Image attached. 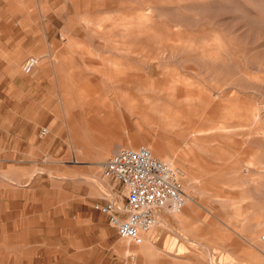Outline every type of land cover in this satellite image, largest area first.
Segmentation results:
<instances>
[{"label":"rangeland","instance_id":"obj_1","mask_svg":"<svg viewBox=\"0 0 264 264\" xmlns=\"http://www.w3.org/2000/svg\"><path fill=\"white\" fill-rule=\"evenodd\" d=\"M148 5L159 7L153 22L161 35L170 34L169 45L184 47L190 44L189 39L198 42L206 37L212 41L216 36L224 66L180 51L179 56L156 66L154 72L146 69L144 55L157 57L162 50L155 45L145 47L134 39L146 37L151 31L143 35L139 30L147 28L133 26L131 35L120 33L122 24L137 18L135 8ZM131 14L133 20L129 18ZM120 18L127 22L122 23ZM85 19L101 23L102 30L88 26ZM177 25L179 35L174 31ZM263 44L264 0H0V194L14 201L9 217L0 219V264H133L131 256L117 251L123 239L108 217L94 208L111 200L123 205L125 190L105 177L103 168L101 177L105 181L97 187L83 175L72 173L92 171L98 159L108 161L113 156L112 152L103 156V151L111 149L114 126L127 125L131 134L148 135L151 131L136 128L140 122L136 107L151 109V104H129L122 99L120 90L139 100L149 97L172 102L186 97V92L179 90L183 88L175 90L172 85L178 74L191 76L199 83L192 88L199 95L194 105L196 117L193 115L196 127L226 123L233 129L240 125L245 128L222 137H207L217 144L201 147L207 153L197 149L200 165L186 163L179 167L180 171L202 177L215 195L223 190L219 195L224 198H246L241 203L242 211L250 210V215L235 227L234 209L222 207L212 196L197 197L198 204L191 205L196 208L190 211L194 217L189 220L191 224L181 229L166 215L170 228L160 227L152 235V242L166 254L142 257L138 263L226 264L241 258L238 251L244 248V240L240 234L264 222V176L248 164L253 159L264 161V139L254 131L264 128V120L255 123L253 117L255 108L264 103ZM122 48L131 54L123 55L119 51ZM132 56L139 61L134 62ZM30 57L40 58L34 75L22 70ZM183 59L189 60L185 63ZM234 69L245 70L253 80L233 75L235 84H226L227 72ZM87 88L93 92L86 93ZM134 88L163 89L165 93ZM223 94L230 99L222 98ZM100 108L106 113L104 118L96 114ZM44 128L49 130L47 136L41 135ZM152 130L163 133L158 128ZM76 158L85 163L74 164ZM238 165L241 172L236 174ZM202 168L212 172L207 174ZM247 180L249 184L244 183ZM210 229L212 232H208Z\"/></svg>","mask_w":264,"mask_h":264},{"label":"bare ground","instance_id":"obj_2","mask_svg":"<svg viewBox=\"0 0 264 264\" xmlns=\"http://www.w3.org/2000/svg\"><path fill=\"white\" fill-rule=\"evenodd\" d=\"M102 3H104V1ZM239 7H240V9H243V10L245 9L243 6L242 7L239 6ZM135 10L138 12V14L135 15L137 18L135 20H133L134 14H131L129 16L130 20H133L131 22H127V20H125V18H124L123 21H125L127 23H124V24L121 25V27H123V28H122V31H121L122 33H120V34L123 35V36L131 35L132 34L131 32H133L132 29H131V27H133V26L147 28V29L139 30L141 32L140 34H143V35L145 33H142V32H147L148 30L151 31L152 34H149L148 33V34H146V37H142L141 36L142 38L134 39V42L135 43H139L140 45H144L145 47H149L150 48L151 46L155 45L156 48H157V50H162V53L163 54L160 55V56H157V57H155V56L154 57H151V55H149V56L144 55L143 64L146 67V69H150V72H152L156 68V66L160 67L167 60L174 59L175 57L179 56V52L180 51L182 52L181 54L186 53V52H189V53L191 52L192 54L195 55L194 56V59H202V58L203 59H209L212 64H218L219 63L222 66H224L225 61L222 60L219 57V53H218V50H219L221 44L219 43L220 41H219V39L216 36L214 37V39L212 41H210L206 37H202L198 42H195V41L189 39L190 44L188 43L189 45L184 46V47H182L180 45H176L177 43L176 44L174 43L175 45L172 46V45H169L168 44L169 41L167 42V40H168L167 39V36L169 38V35L170 34L168 35V33H167V36L166 37L164 35H161V32L162 31L160 32L159 28L153 22V18L160 13L159 7L153 6V5H148L146 7H138V8H135ZM215 10H216V8H215ZM127 16H126V19H129ZM123 17H124V15H123ZM122 18H120L121 21H122ZM113 20H114V18H113ZM85 21H86V23H87L88 26H93L95 29L100 28V30H102V24L101 23H97L96 19H95L96 23H94L93 21L88 20V19H85ZM123 21H122V23H123ZM113 24H114V22H113ZM175 27H176V29H174V31H177V35H179L178 34L179 33V29H180L179 28V25H177ZM148 28H150V29H148ZM174 31H172V33H174ZM168 32H169V30H168ZM128 42H130V41L128 40ZM127 46H129V45H127ZM99 48H101V47L99 46ZM89 50L91 51L92 49L90 48ZM81 51H82V49H81ZM119 51L121 53H123V55L131 54L130 52L127 51L126 48H122ZM94 52H93V54H95ZM168 53H169V55H168ZM36 58L40 61V58L39 57H36ZM134 58L136 59V57H134ZM130 59H132L134 61L133 56ZM187 60H189V59H183L184 62L187 61ZM138 61L135 60L134 62H138ZM156 62H158L157 65H155ZM123 63H125V62H123ZM125 65H127V62L125 63ZM230 65L233 67V65L231 63H230ZM127 67L129 68L131 66H128L127 65ZM127 67H125V69H124L125 73L127 72L126 71L127 70ZM234 67H236V66H234ZM163 69H164V67H163ZM36 71L37 70H34L32 72L33 75L36 73ZM227 73H228V76H226V78H228V79H226L225 82H226V84L231 85V86L235 84V82H233L234 79H232L233 75H234V77H237V78L238 77L239 78L241 77V78L246 79L248 81L253 80L252 77L249 76L248 73L245 70H242V69H237L236 71L234 69V71L231 70V71H229ZM259 79H261V78H259ZM166 81L168 82V80H166ZM169 81H170V79H169ZM153 82H154V80H153ZM170 83H171V81L169 82V84ZM172 83H173L172 85H174V87H175V90H178V87L183 88V89H180L179 88V90L186 92L185 93L186 94V97L181 98V99L172 100V102L171 101H167V100L162 99V98L153 99L152 100L149 97L141 98L139 100L138 98L133 97L131 95V93H127L124 90H120V91H123L122 96H121L122 99L124 101H127V103H129V104H132V102H133V105L135 104V106H136L137 103H135V101H142V103L144 101L145 103H150L151 104V109H146L144 107L142 108V106H137L136 107L138 109L137 114H138V117L140 119V122H137L136 128L139 131H141V132H143L145 130H151L152 131V132L151 131L148 132V135L149 136L148 135H145V134L144 135L143 134H141V135L135 134V132L133 134H131L130 133V130H128V126L126 125V128H127L126 135H127V137L123 141V143L120 145L121 148H124V149H136V148L139 147L140 144H143V146H146V147H148L151 150V152L153 153V155L155 157H157L159 160H161L162 162H164L165 164H167L169 166V168L171 169V171L173 172V174H174V176H175V178L177 180H181L182 179L183 181H185V184H182L179 181L181 183L182 192H183L184 197H185V203H184V206L181 209H177V208H175V207H173L171 205L165 206L162 209V211L158 214L157 224L148 232V236L143 235V241H142L141 244H135V243H133L131 241H127V240H122L121 241V245L122 246L119 247L117 251L121 252L126 257H130L131 256L132 259L134 260L133 264H139L138 261L142 257H144V258H149V257H154V256H157L158 257V256H160V254H166L165 252L161 251L155 245L154 242H152V238H151L152 235H154L157 232V229H159L160 227H168V228H170V222L168 221L167 218H165L166 215H170L172 217V221L175 224L179 225L181 227V229H183L184 227H186L185 225L187 223H190L189 220L190 219H194V217L191 216L190 211L191 212L195 211L196 208L191 207V205L192 204H194V205L198 204V202L196 200L197 197H200L201 198L203 196H212L211 199L214 198V200H215L214 202H216V201L219 202L222 205V207L225 206L226 208L228 207V208L234 209L235 214H233V217L236 219L235 227H238V225L240 224V222L242 223L241 219L247 218L250 215V210L242 211L241 203L243 201H245L246 198H241V197H231V198H227L226 197V198H224L221 195H219V193L223 191L222 189H221L222 191H218L216 193V195H215L212 192L213 188L210 186L211 187V190H210L209 188H207L208 185H205L203 183V180H202L203 178L202 177H195L192 174L188 173L189 171L188 172L187 171H183L182 172V171H180V168H179L180 166H183L186 163H189L191 165L198 164L199 163V160L197 159V157L195 155L196 152H197V149H200L202 152L207 153L208 150L205 149V150H207V151H205L203 149L204 150L203 151L201 149V147H203L204 145L210 144V143L212 145H214V146L217 144V141L216 140L210 142V141H208L206 139L207 137H209L211 135L212 136L215 135V136H221L222 137L223 134H225V133L228 134V133L234 132L237 129H239V130L240 129H244L245 130L244 126L240 125L239 127H236L235 129H233L230 126L225 125L226 124L225 123V124H219V125H215V126L196 127V123L194 121L193 115H195V112H196V110H194L195 101H196V99L198 100L199 95L197 96V94L194 93V90H192V88L195 87L199 83L196 82L193 77L187 76V75H183V74L176 75V77L174 78V80L172 81ZM258 86H259V83H258ZM171 87H170V89H171ZM166 88H167V85H166ZM85 90H86L85 92L87 93L89 91V88H87ZM95 90H96V88L94 89V91ZM134 90H136V91H143V92H148V91L149 92H152V91L154 92L155 91V92H158V93H165V91L163 89L157 90L155 88H148V89H143V90L142 89H139V88H134ZM91 91L88 92V93H91ZM224 92L225 91H223V93ZM66 95H67V93H66ZM81 96H83V94H81ZM215 97L216 98H221L220 94H215ZM259 97H260V95H259ZM222 98L226 99V98H229V97L228 96H225L223 94L222 95ZM64 100L66 101V99H64ZM104 100H105V98H104ZM69 103H71V102H69ZM261 103H260V105L258 103L259 106L257 108H255V110L253 112V117H254V122L255 123H260V122H262L264 120V103H262V104ZM240 104H242V103L240 102ZM200 108H202V107H200ZM205 110L206 109H204V111ZM94 112H96V110ZM74 114H76V113L74 112ZM96 114L100 118H104V116L106 115V113L103 110V108H100L97 111ZM149 114H151L152 117H150ZM230 115H232V114L230 113ZM195 117H196V115H195ZM124 120H125V122L127 121V119H124ZM230 120H228V121H230ZM156 121H158V123L160 121V122H162V124L159 123L157 125V122ZM90 122H91V120H90ZM155 128H158L159 131H163L164 134L163 133L162 134L161 133H159V134L155 133L157 130H155V132H153L152 129H155ZM254 131H255V133L261 135L262 138L264 139V128L262 129L260 127H257ZM254 131H252V132H254ZM179 136L180 137H183L184 140L177 141L174 138V137H179ZM172 137H173V139H172ZM176 147H183V148L182 149H178ZM214 149L216 150V148H214ZM103 153H104L103 156H107V154L110 153L109 152V147H108L107 151L105 150V151H103ZM209 154L211 155V152L210 151H209ZM217 158H218V156H217ZM260 158H262L261 155H260ZM220 159L221 158H219V160ZM223 161H225V159ZM106 162L107 161H102L101 162L98 159L97 162L94 163V169L92 171H89L87 173H79V172L75 171L74 173H72V175H78V174L79 175H83L84 178L87 181H89V183H92L93 185H95V187H97L96 186L97 184L105 181L101 177L103 175L101 173V168H103V166H104V164ZM73 163L76 164V165H78V164H82V163H85V162H82L79 158H76ZM230 164H232V161H231ZM248 164L251 165V166L256 167L257 168V173L264 176V161H261L260 159H256V160L253 159L252 161H249ZM199 165H200V163H199ZM202 170L205 171L207 174L208 173L210 174L212 172V171L210 172L209 170L203 169V168H202ZM240 172H241L240 166H239V169L237 167V169L234 170V173H236V174L237 173H240ZM247 173H248V170H247ZM70 178H72V177H70ZM242 181H243V179H242ZM244 183L245 184H249V180L245 181ZM234 186H237V185H234ZM227 187H230V185L229 186L227 185ZM109 188H111V187H109ZM224 188H226V187H224ZM232 188L233 187H231V189ZM110 194H111V192H110ZM211 202H212V200H211ZM196 213H197V211H196ZM208 216L206 215V217H208ZM254 216H256V215H254ZM206 217H205V219H206ZM201 221L202 222L205 221L207 223V220H204V221L201 220ZM201 221H200V223H201ZM191 223H192V221H191ZM192 225H190V226H192ZM218 225L219 224H217V226ZM212 227H214V226H211V228ZM214 228H212V229L214 230ZM220 228L222 229L223 227H220ZM263 228H264V222H259L254 227H251L249 230H247V231L243 232L242 234H240V236L244 240V244H243L244 245V248H239V251H238V255H239L238 257H241V258H237L236 261L231 262V263H226V264H264V234L262 235V232H264V229ZM200 229H202V227L199 228V230ZM180 231H182V230H180ZM180 231H179V233H180ZM190 232H192V231H190ZM206 232L207 231H205V233ZM208 232H212L211 229L208 230ZM217 232H218V229H217ZM225 232H224V234H226ZM231 232H233V231H231ZM220 233H222L221 230L219 231V235H220ZM195 234H198V233H195ZM207 236L209 237V234ZM221 237H222V234H221ZM205 238L207 239V237H205ZM209 240H210V237H209ZM210 241H213L214 242V240H212V239ZM211 250L213 251V249H211ZM217 250H216V252H217ZM236 254H237V252H236ZM241 254H243V256ZM146 261L147 260H145L144 262H146ZM260 261H262V263H260ZM149 262H150V260H149ZM146 263H144V264H146ZM157 263H154V264H157ZM179 264H181V263H179ZM212 264H214V263H212Z\"/></svg>","mask_w":264,"mask_h":264},{"label":"built area","instance_id":"obj_3","mask_svg":"<svg viewBox=\"0 0 264 264\" xmlns=\"http://www.w3.org/2000/svg\"><path fill=\"white\" fill-rule=\"evenodd\" d=\"M38 65L39 60L30 57L23 64V72L31 74ZM48 134L47 128L42 129V136ZM103 174L122 186L125 203L120 205L111 200L94 208L108 217L110 225L123 240L141 244L143 235L157 224L158 214L165 206L177 209L184 206L181 183L169 166L146 146L120 149L104 164Z\"/></svg>","mask_w":264,"mask_h":264},{"label":"crops","instance_id":"obj_4","mask_svg":"<svg viewBox=\"0 0 264 264\" xmlns=\"http://www.w3.org/2000/svg\"><path fill=\"white\" fill-rule=\"evenodd\" d=\"M113 131H114L113 141L111 142V150L109 149V152L110 153L112 152L115 154L120 149H122L120 145L123 143V141L127 137V135H126L127 128L125 125H122V123H120V125H118V126L116 125L113 127ZM123 131H124V134H122ZM13 136L15 137L17 135L14 133ZM13 210H14V201L10 200L9 197H5L4 195L0 194V219L3 217H9L8 212H10V211L12 212ZM0 227H1V220H0ZM0 232H1V230H0ZM7 232H8V230H7Z\"/></svg>","mask_w":264,"mask_h":264}]
</instances>
